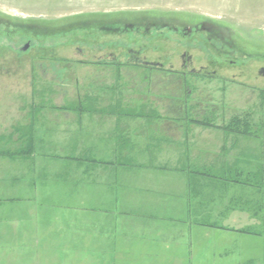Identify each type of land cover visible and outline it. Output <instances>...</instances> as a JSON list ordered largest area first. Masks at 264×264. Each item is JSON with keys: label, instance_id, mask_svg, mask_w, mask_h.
Instances as JSON below:
<instances>
[{"label": "rangeland", "instance_id": "374dc122", "mask_svg": "<svg viewBox=\"0 0 264 264\" xmlns=\"http://www.w3.org/2000/svg\"><path fill=\"white\" fill-rule=\"evenodd\" d=\"M180 109L184 120H158L163 110L177 119ZM116 144L141 150L138 161L195 159L197 174L165 165L188 178L178 193L190 195L188 204L220 202L209 208L217 213L248 201V221H259L251 232L264 237V0H0V191L24 194L22 209L20 201L0 215V264H127L124 251L102 261L96 248L50 239L47 223L64 207L63 191L120 175ZM186 196L173 206L183 208ZM148 200L147 208L163 207ZM15 211L21 230L6 222ZM163 214L181 228L184 214ZM223 216H213L215 226Z\"/></svg>", "mask_w": 264, "mask_h": 264}, {"label": "crops", "instance_id": "0c3cea01", "mask_svg": "<svg viewBox=\"0 0 264 264\" xmlns=\"http://www.w3.org/2000/svg\"><path fill=\"white\" fill-rule=\"evenodd\" d=\"M171 104L173 102L168 101V105L171 106ZM164 108H167V105ZM179 111L181 109L177 112ZM169 113L171 112L167 110L161 111L157 114L158 120H184V116L181 117L180 112L176 115L177 119L167 116ZM101 115L110 116V112ZM81 118H84V116H81ZM116 139L119 140L117 137ZM110 140L114 141V139ZM138 145L144 146L145 144L138 142ZM111 149L113 153L119 152L117 154L118 158L114 160H119V167H116V171L119 169L121 171H118L120 175L96 176L88 178L87 181L81 180L82 185L74 193L60 189L63 193L58 197L64 200L60 203L65 202V204L63 208H53L48 214L47 223L51 225L49 231L52 233L49 236L50 239L61 238L62 234V239L71 240L63 245H69L74 250L96 248L95 254L99 259H103L102 261L109 256L108 260L112 261L114 255L118 254L120 256L124 251V254H127L126 257H128L125 259L127 264L149 262L146 259L151 256L152 259H165L164 261L168 263L176 264H189V262L191 264H232V262L235 264H249L252 262L264 264V237L254 235L251 232L257 229L259 221H255V219L252 223L248 221L247 215L250 212L248 201L245 202V208L243 209H233L231 207L232 203L229 201V206H226L223 212L217 213L214 208L210 212L209 208L212 205L214 207L215 204L220 205V202L212 200L208 202L209 204L201 205L200 200H193L188 204L190 195L187 194L186 196L183 193H178L181 192L178 186L182 183L187 184L188 178L185 174L175 172L168 174L165 172V168H173L174 165H177L191 172L196 171L192 174H197L201 167L199 162L197 163L195 159L190 158L182 159L181 156L169 160L166 158V154L161 158L151 155L146 160L138 161L136 158L141 154L138 153L141 150L138 151L136 147L135 153L132 146L126 144H116L110 147ZM124 149L129 150V157L126 159L127 155L125 157L122 155ZM132 152L133 154H131ZM6 161L11 162L10 160ZM18 161L20 160H16V162ZM82 161H80V164H82ZM135 161L137 169L130 170V167H134ZM165 165L167 166L165 167ZM126 167L130 169L127 170ZM162 168L164 169L159 172V169ZM189 176L191 177V175ZM210 179H213V177ZM17 183H20V181L16 180ZM143 183L144 185L153 183V185H156V189H148V187L143 189L145 187L140 186ZM216 190L217 188L213 187L215 193ZM231 190L228 188V191ZM175 192L178 196H175ZM14 193L16 194L12 197L4 198L3 191H0V194H2L0 198L4 199H0V215L12 211V209L17 210L20 201V208L22 209L23 204L21 203H23L22 197H24V194H21L23 191L22 193L21 191H15ZM153 193H162L163 195H151ZM228 193V199L230 200L232 194ZM148 194L151 196H148ZM77 195L80 199L85 200L80 202V207L75 205L71 208L70 203L66 202L70 197H76ZM182 195L186 196L183 208L174 207V200L182 198ZM155 196L159 199L157 200L158 205L163 207L159 209L158 207L154 209L147 208L146 206H150L148 197ZM5 203L7 204L5 205ZM14 204L15 206H13ZM167 211L172 214L175 212V214L185 215V218H181L183 222H181V228L176 229L174 224L169 225V221L163 220V217L161 219L158 215V213L167 215ZM15 212L17 216L18 211ZM236 212L240 215L244 214V217L233 223L232 214ZM20 214L22 213L20 212ZM217 214L224 215L220 220L221 226H215L217 220L213 216ZM40 219L34 211L30 221L33 224H39ZM201 220L207 221L208 224L201 226ZM185 221H187V224L184 223ZM6 222H14L15 227H18L17 224L21 223V230L25 221L22 217L9 216L6 218ZM232 228L238 232H233ZM88 252L92 254L93 249H89Z\"/></svg>", "mask_w": 264, "mask_h": 264}, {"label": "water", "instance_id": "95a60500", "mask_svg": "<svg viewBox=\"0 0 264 264\" xmlns=\"http://www.w3.org/2000/svg\"><path fill=\"white\" fill-rule=\"evenodd\" d=\"M27 47H28V46H25L24 50H26V49H27Z\"/></svg>", "mask_w": 264, "mask_h": 264}]
</instances>
